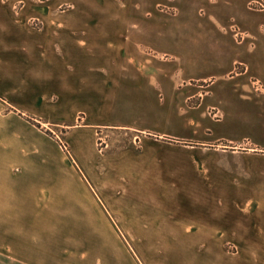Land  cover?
Masks as SVG:
<instances>
[{"label":"crops","instance_id":"obj_1","mask_svg":"<svg viewBox=\"0 0 264 264\" xmlns=\"http://www.w3.org/2000/svg\"><path fill=\"white\" fill-rule=\"evenodd\" d=\"M111 1L115 0H34L29 1L31 7L27 0L21 11H12L9 0H0V264H83L80 255L90 247L82 240L89 232L84 228L99 223L42 217L43 210L59 209L56 203L41 202L42 180L52 178L56 183L59 176H66L58 172L59 142L38 122L68 124L75 128L70 132L88 136L89 146L102 127L181 142V99L202 94L197 88L203 85L195 82L207 81L197 73L181 74V62L196 67V62L209 60L207 37L213 33L218 41L211 64L218 71L229 61L254 59L245 53L249 45L239 46L234 33L224 34L216 25L231 16L228 21L241 30L245 0L227 1L221 8L227 17L219 8L213 11L215 22L208 28L194 12L182 14L183 26H145L149 21L143 12L122 9L121 3L138 0H119L113 11L99 5ZM191 1L197 7L206 0ZM234 4L238 12L232 11ZM35 18L40 27L31 24ZM142 46L162 54L160 70L156 56H144ZM227 54L231 57L225 59ZM257 57L264 68V48ZM143 83L147 85L142 87ZM164 86L170 102L162 114L166 120L162 128L107 123L121 104L132 108L136 99V104L146 106V89ZM244 97L264 110V92L255 95L249 90ZM245 123L264 130V115L258 122L247 118ZM70 141L84 162L79 143ZM202 142L231 150L195 155L193 187L168 192L178 199L173 205L140 204L141 193L134 189L123 236L159 250L157 264H171L165 259L167 251L176 254L177 264H264V137L218 134ZM169 147L181 151L179 144ZM126 157L188 162L181 154L138 156L131 148L118 159ZM137 175L130 166L128 176ZM69 193L75 192L69 188Z\"/></svg>","mask_w":264,"mask_h":264},{"label":"rangeland","instance_id":"obj_2","mask_svg":"<svg viewBox=\"0 0 264 264\" xmlns=\"http://www.w3.org/2000/svg\"><path fill=\"white\" fill-rule=\"evenodd\" d=\"M26 1L9 0L11 10L21 11ZM29 1L34 0H28L27 3V6L32 7L33 3ZM227 1L230 0H206L197 7L191 0H138L121 3V5L123 4V10L130 8L129 10L134 11L133 13L143 12L144 17L149 21L148 24L144 23L145 26H183L180 20L182 14L185 12L192 15L194 12L201 18L203 27L208 28L211 22H215L211 15L217 8L222 15L226 16L225 10L221 8L225 7ZM249 1L245 0L244 8H242L245 16L242 21H239L245 39L239 40L238 43L242 44L239 46L249 45L247 46L249 51L245 53L253 56V61L248 59H241L243 62L229 61L218 71V68L211 64L216 60L215 46L218 41L216 34L213 33L207 37L209 60L196 62V67L187 66L186 62H181V74L194 75L197 73L202 77H207L206 82H195L197 85H203L197 88L202 91V94H191L181 99V142H174L169 137H160L153 133L126 129L111 130L102 127L97 131L92 145L89 146L86 145L88 136L85 133L70 132L75 128L71 129L68 124L37 123L39 126L43 125L46 132L59 142L62 154L58 157V172L66 176L64 178L59 176L56 183L52 178L42 180L41 202L43 204L56 203L59 208L56 211L43 210L42 217L99 221L95 226L84 228L89 232L82 240L90 244V247L80 255L79 259L83 264H157L156 261L161 258L159 250H154L152 245L131 242L129 236L126 234L125 238L121 232V229L124 230L123 222L124 225L130 223L131 192L134 189L139 190L141 194L138 195V202L140 204L153 203L162 207L173 205L178 202V199L175 196H168V192L193 187L192 181L198 171L192 162L195 155L216 154L220 149L231 150L230 146L215 147L203 144L202 141L210 140L218 134L225 137H241L246 134L253 137L255 135L264 137L263 129H252L249 126L248 128L245 123L247 118L258 122L259 117L264 115V110L256 105V102L244 100L246 98L244 95L249 90L255 95L264 92V68L257 60V56L264 48V9L261 10L260 6L251 8ZM118 2L119 0H115L99 5L106 11H113L118 9ZM165 4L172 5L175 9H168L164 7ZM91 5L98 4L92 3ZM61 9H65V6ZM238 10L239 8L234 4L232 11L238 12ZM230 17L224 19L223 23L216 24L224 34L233 33L231 25L234 21H228ZM31 24L35 27L42 25L37 18L31 19ZM139 49L147 58L156 56L155 60H159V66L156 68L160 70V62L164 60L161 58L162 54L147 46ZM229 57H231L230 54H227L224 58ZM170 69L174 71L173 67ZM254 81H259V89L256 88L257 84ZM146 85L143 83L142 87ZM146 90L149 102L146 106H143L140 101L136 104V99L131 105L132 108L121 104L116 114L107 123H131L150 128L165 126L166 120L162 114L170 102V94L166 86L159 90L152 87ZM79 120L81 121V118ZM142 122L144 124H140ZM135 133L140 135L136 137V141L134 140ZM71 139L73 143H79L77 149L85 156L84 162L82 157L76 156ZM171 144L181 145V151L172 150L169 147ZM129 148L138 156L159 153L181 154V160L188 162L160 163L150 159L144 161L141 158L131 161L127 157L119 160V156L125 154ZM132 165L138 172L134 178L128 176ZM180 174L181 177H179ZM69 188L75 193H69ZM76 204H85L86 208L82 209L81 205ZM110 229L113 233H110ZM102 230H105V233L97 235L94 233V231L102 232ZM166 245L176 247L177 244ZM165 259L171 264H177L176 254L167 251Z\"/></svg>","mask_w":264,"mask_h":264},{"label":"built area","instance_id":"obj_3","mask_svg":"<svg viewBox=\"0 0 264 264\" xmlns=\"http://www.w3.org/2000/svg\"><path fill=\"white\" fill-rule=\"evenodd\" d=\"M168 1H171V0H168ZM263 2H264L263 0H250L249 5L251 8H255L257 6H260L259 8L262 10V9H264V3ZM164 7L168 8V9H172V10L175 9L174 7H172V5H168V4H165ZM231 29H232L234 36L236 37L237 41H239V40L242 41L245 39L244 32L239 30L235 25H232ZM254 83L257 84L256 88L259 89V87H260L259 81H254ZM64 147L67 148L65 144H64Z\"/></svg>","mask_w":264,"mask_h":264},{"label":"trees","instance_id":"obj_4","mask_svg":"<svg viewBox=\"0 0 264 264\" xmlns=\"http://www.w3.org/2000/svg\"><path fill=\"white\" fill-rule=\"evenodd\" d=\"M35 123H37V122L35 121Z\"/></svg>","mask_w":264,"mask_h":264}]
</instances>
